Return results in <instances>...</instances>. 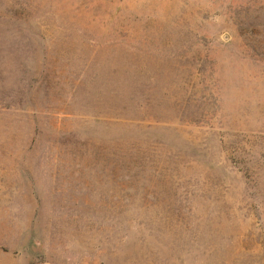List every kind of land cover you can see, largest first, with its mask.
Listing matches in <instances>:
<instances>
[{
	"label": "rangeland",
	"instance_id": "374dc122",
	"mask_svg": "<svg viewBox=\"0 0 264 264\" xmlns=\"http://www.w3.org/2000/svg\"><path fill=\"white\" fill-rule=\"evenodd\" d=\"M0 264H264V0H0Z\"/></svg>",
	"mask_w": 264,
	"mask_h": 264
}]
</instances>
